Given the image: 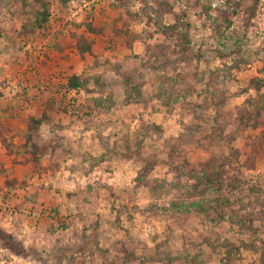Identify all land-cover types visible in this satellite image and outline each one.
I'll list each match as a JSON object with an SVG mask.
<instances>
[{
	"label": "rangeland",
	"instance_id": "374dc122",
	"mask_svg": "<svg viewBox=\"0 0 264 264\" xmlns=\"http://www.w3.org/2000/svg\"><path fill=\"white\" fill-rule=\"evenodd\" d=\"M124 1L0 0V264H123L118 242L136 245L128 264H264V152L249 160L264 104L256 129L235 124L264 95L251 84L264 78V0L249 21L254 0H170L163 31L144 0ZM205 5L228 16L223 35ZM238 58L235 77L215 75ZM72 74L80 88L59 90ZM38 108L54 122L33 133V166Z\"/></svg>",
	"mask_w": 264,
	"mask_h": 264
},
{
	"label": "trees",
	"instance_id": "16d2710c",
	"mask_svg": "<svg viewBox=\"0 0 264 264\" xmlns=\"http://www.w3.org/2000/svg\"><path fill=\"white\" fill-rule=\"evenodd\" d=\"M39 1L42 4L44 3V2H42V0H35V2H39ZM169 1L170 0H165V2L161 5L162 6L161 9H159V8L155 9L154 7L150 6L148 4V2H146V0H144V5L147 7V9H149V11H147V15L149 16V19H151V20L153 19L152 12L154 11V13L156 14V18H154L153 20H155V24L157 25V27L160 31H163L164 28L167 29V27L164 24V17H165V13H166V7L171 6V2H169ZM120 2H121V4H125L124 0H120ZM259 2H260V0H254L253 4L246 9V13H247L246 20L247 21L251 20L252 18H254L256 16V9H257ZM204 10H205L204 12L206 13L207 17L212 21L213 28L215 29V31H217L219 34L223 35L225 32L223 30L225 23L228 24L229 27L232 24L231 21L229 20L228 16H226L219 9L213 8L210 5H205ZM218 10L220 12L219 15L217 17H214V12L218 11ZM49 15H50V11L47 8H46L45 12H39V10H38V12L36 13V17H35V24H36L37 29H43L46 26V24L48 23ZM87 48H88V46L84 49H87ZM243 63L247 64L248 60H246V62H245L244 58L235 59L233 64H231V65L225 64L224 68L218 69L217 73L212 72V74H215V73H216L215 75L222 74L223 79H226L229 77L230 78L235 77L234 71L236 69H240L241 64H243ZM262 72L264 73V65L262 68ZM159 75H160V81L164 83L163 84L164 86H167V82L172 84L171 87L177 86V82L174 79H171V77L162 76L161 74H159ZM260 81L264 82V78L259 77V78L253 79L251 81V84L253 86L255 84L256 87L259 89L261 87ZM133 84L136 85L135 87L137 88V90L140 89L137 86L138 83L133 82ZM81 85H82V76L78 75V74H72L66 81H61V84L59 85L58 89L59 90L65 89V90L69 91L71 89H78V88H80ZM262 104H264V95H262L261 100L260 99L258 100V105L255 108V112L249 111L247 109H241L240 110V113L236 117V121H235V124L237 125V127L240 131L241 130L244 131V130L251 129V128L256 129L258 127L259 119L263 118L262 114H260V110H261L260 107H262ZM19 106L20 107H18L17 109L21 108V104ZM85 106L83 107V110H81L80 109L81 107L78 105V113L81 111L82 115L85 114V116L91 117V119H92L91 123L92 124L89 125V127H92V126L97 127V125H99L98 122L93 120L91 111L90 112L88 111V113H86V110L89 109V107L88 106L85 107ZM84 109H86V110H84ZM49 114L50 113L48 111V108L47 109L38 108L36 112H34L30 116H28L25 120V122L27 123V133H26V142H25L26 143L25 145L27 147L26 159H28L29 163H32L33 166L39 165V163H41L40 159L44 155L43 153H41L42 147L39 145V143L32 142L33 133L34 132L37 133L40 130V128L44 124L48 123L49 121H52V123L54 122V119L52 118V116L50 118ZM3 128L5 130H9V127L6 125H3ZM156 128H159V127L156 126ZM1 137L3 139V143L5 145H8L5 135L4 136L1 135ZM254 146H255L254 149L256 150V152H253V154H251L249 156V160L251 162H253V161L255 162L256 159L261 157L262 152H264V149H263L264 146H263V143L261 141H258L257 143H255ZM183 164L185 166H189L190 163L188 162V160H184ZM209 181H211L212 183H215V180L210 179ZM153 185H154V183H151L150 187H153ZM195 189H197V188H195ZM155 190H157L156 186H155ZM196 191L197 190H195V192ZM193 203H196V202H193ZM157 208H159V207H157ZM175 208L178 209L179 205L175 204ZM184 208L188 209L190 207H189V205L186 204V205H184ZM164 209H166V206L164 207ZM149 211H152L153 213L155 212V208L153 205L150 206ZM166 213H167V211H166ZM166 213H165V216L167 217ZM250 219L252 221L254 220V218H252V217H250ZM173 221H175V220H173ZM176 222L178 223L179 220H176ZM179 224H180V222H179ZM168 244H169V242H167V240H166L164 246L162 247L165 252L162 250V254L167 253ZM118 245H119L118 249L120 250L121 255H123L122 256L123 260H124L123 264H128V263L132 262L134 257L137 255L136 245L133 244V242H129V243L128 242H118ZM150 251L154 252V253L157 252L158 251V245H157V247H155L154 249H151ZM261 261L264 262V256L261 257Z\"/></svg>",
	"mask_w": 264,
	"mask_h": 264
}]
</instances>
